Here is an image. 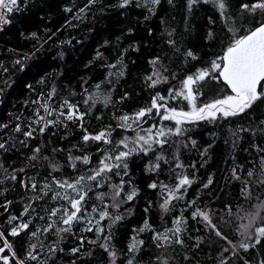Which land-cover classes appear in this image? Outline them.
Listing matches in <instances>:
<instances>
[{"label":"trees","instance_id":"trees-1","mask_svg":"<svg viewBox=\"0 0 264 264\" xmlns=\"http://www.w3.org/2000/svg\"><path fill=\"white\" fill-rule=\"evenodd\" d=\"M224 2L222 15L213 0H198L191 7L189 0H160L156 5L151 0H132L126 7H121L122 0H97L84 12L80 9L87 0H23L19 11L8 15L11 22L0 28V124L8 125L0 128V143L7 148L0 149V248L4 249L0 256L9 257V264L20 260L24 264L264 262V237L247 251L240 247L254 242L241 235L240 225L256 216L249 231L264 226V99L236 116L184 124L183 134L168 136L163 147L154 145L147 153H133L125 161L126 169L106 173L102 187L88 182V212L72 224L70 232L57 233L59 224L43 230L57 220L49 218L50 210L66 206L61 197L71 193L57 187L55 180L73 182L90 175L88 170L96 168L105 155L102 150L112 149L121 139L134 138L140 127L146 129L160 121L159 116L146 117L147 123L141 121L138 127L130 120L133 131L118 127V117L134 116L150 106L157 93L167 97L170 90H179L187 76L209 69L236 35L264 22L259 10L253 15L241 7L254 0ZM189 51L195 58L187 55ZM18 59L23 66L15 63ZM153 73L167 80L150 87L147 77ZM193 91L198 106L231 94L213 78L199 81ZM89 95L98 98L91 107L84 104ZM64 100L77 103L81 112L87 109L82 122L59 116V111H66L59 108ZM40 104L58 109L47 116L58 122L43 133L34 123L37 111L46 115ZM167 104L178 110L190 107L182 99L169 98ZM160 123L173 127L171 122ZM17 124L20 132L15 131ZM29 124L36 129L31 138L23 135L31 130ZM84 129L92 135L110 129L113 144L84 142ZM36 148L39 153H34ZM34 154L37 158L30 159ZM78 156H88L90 163L75 160ZM53 165L59 170H53ZM248 172L253 175L249 177ZM185 176L191 185L180 189L177 195L183 194V198L171 200L166 211L161 207L167 196L164 186L174 189ZM32 183L37 184L36 189L31 188ZM153 183L155 189L150 187ZM113 185L121 186L119 196L114 195ZM133 190L136 195L129 201L126 194ZM56 192L61 197L53 198ZM100 193H104L102 200L97 198ZM105 205L109 217L97 225L92 208ZM196 209L207 211L215 228L202 217L194 218ZM177 220L181 231L174 235ZM22 222L29 227L11 235L12 228ZM98 227L103 231L98 232ZM158 233H166L172 242L158 241ZM176 235L183 244L174 242ZM5 244L11 245V251ZM30 251L36 260L29 257ZM0 264H4L2 259Z\"/></svg>","mask_w":264,"mask_h":264},{"label":"snow or ice","instance_id":"snow-or-ice-1","mask_svg":"<svg viewBox=\"0 0 264 264\" xmlns=\"http://www.w3.org/2000/svg\"><path fill=\"white\" fill-rule=\"evenodd\" d=\"M97 0H87L84 8L80 9V12H84L85 8L90 7L95 4ZM132 0H122L121 7H126L130 4ZM153 5L159 4L160 0H151ZM172 0H169L171 3ZM198 2V0H189V7L193 3ZM23 0H0V28L2 26L9 24L11 21L8 19V15L13 11H19V8ZM218 6L221 14L223 15L226 11V4L224 0H213ZM242 9L247 10L250 14H255L257 10H259L262 14H264V0H254V2L249 4H243ZM67 11H71V9H66ZM231 32L232 29H229ZM35 36V34H32ZM188 56L193 57V53L189 51L187 53ZM27 57H24L26 59ZM16 64L22 65V60L18 59L15 61ZM153 64L157 63V60L152 61ZM3 65L0 64V68ZM6 72L7 69L5 68ZM156 76V79L153 77ZM207 78H213L216 80H220L228 89H230L231 94H224L219 98H216L210 102L203 103L202 105H197V94L193 91V85L197 84L199 81H203ZM147 80L150 81V87H155L158 83L167 80V77L161 78L157 73H153L152 75L147 77ZM41 83L43 80L40 81ZM31 87V85H28ZM99 87V86H97ZM49 94V98L51 95ZM171 99H182L184 101L189 102V110L185 111L183 109H177L175 107H169L167 104V100ZM98 99V98H96ZM96 99H94L91 95H89L85 100L84 104L89 105V107L93 106L96 103ZM264 99V22L258 23L255 27L246 30L243 35H236L235 38L231 40V43L224 50L222 56L218 57L217 60L213 61L209 69H201L195 76H187L186 79L182 82V87L179 90H170L167 97L160 95L159 93L153 97L150 106L147 108L141 109L139 112L135 113L134 116L122 115L118 117L121 123L118 125L120 128L132 129V125L129 124L131 120L133 124H136L140 127V122L143 121L147 123L146 117L151 118L154 116H159L160 121H167L173 124V127H167L166 125L157 121L148 126V128L140 127V132L144 134H140V132H136L134 138L125 137L118 141L116 144H113L111 140V130L106 129L102 130L97 134H88L87 129H84L85 135H83L82 139L84 142H88L89 140L94 142H103L104 144H113L112 149L102 150L105 151V155L100 159L99 164L94 169H89L88 171L91 173L90 175L79 176L75 181L69 182L67 180H55V184L57 187L61 189H70L71 193H65L63 197L59 192L55 193L53 198L61 197L62 199L67 201V205H61L60 207L53 208L49 212V218L56 217L57 220H53L52 223L48 224L43 230L45 232L53 229L54 226L59 224V227H56V232H70L72 224L74 222H80L84 219L85 213L88 212V208L86 206V198L88 196V192L91 191V184L88 182H95L96 187H102V182L106 178V173L113 172V169H119L121 167L127 168V164L125 161L127 158L136 153L138 151H142L147 153L148 151L153 149V146L163 147L166 144L167 137L170 135H182L184 132V128L182 127L184 124L189 123H197L200 121H209L213 122L218 118H228L231 116H236L241 113H244L248 109H250L253 104L258 101ZM89 101H92V104H89ZM107 103V99L105 100ZM40 108L46 115H41L40 111L35 113L36 119L34 121L35 124L40 125L39 131L43 133L45 129L49 126L55 125L58 121L56 119H48L47 116H52L54 113L58 111L57 108L49 107L48 104H40ZM60 109H65L66 111H59V116L64 117L66 121H83L85 115L87 114V109L85 112L80 111V107L77 103L70 102L68 100H64L60 105ZM19 119V117H17ZM83 127V124L80 125ZM7 124H0V128H7ZM31 130L24 131L23 135L25 137L31 138L33 137V133L36 131L35 128L31 127V124L28 125ZM16 132L21 131V126L19 124L15 127ZM195 144V141H192ZM129 144L132 147H129ZM123 148L125 150L117 151V149ZM0 149L7 150L5 143H0ZM40 149H34V153H39ZM37 157L34 154L30 159L35 160ZM75 160L82 161L83 164L88 165L90 163V158L88 156L83 157H75ZM159 165H156L158 167ZM75 167V164L72 165ZM177 167H183L181 164H177ZM53 170L58 171V167L53 165ZM19 171H23L20 169ZM119 175L120 173H115ZM235 174V170H234ZM249 177L253 175L252 172H248ZM239 179V176L236 177ZM12 180L16 179L15 175L11 176ZM264 182V181H261ZM192 181L188 177H182L179 180L178 185L174 189H168L167 186H164L167 190V196L164 199L163 204L161 205L166 211L168 209V205L173 199H182L183 194L177 195L180 192V189L184 186H190ZM211 183V180H209ZM32 189L37 188L36 183H32ZM114 195L119 196L122 191L121 186L113 185ZM151 188L155 189L157 184L153 183L150 185ZM207 187V185H205ZM45 188L51 190L50 185H45ZM87 189V190H85ZM245 191H247V185L245 186ZM47 194V193H45ZM136 195L135 190L131 193L126 194L127 200H132ZM104 193H100L98 195V199L102 200ZM8 203H11L9 201ZM115 206V205H114ZM31 205L25 208V214L28 213ZM92 212L96 213L98 218L94 217L95 223L100 225L101 222L109 217V213L107 211V205L104 206L103 209H98L96 207L92 208ZM196 216L202 217L204 221H206L212 228H215V225L212 224L209 213L204 210L196 209L193 212V217ZM42 218V217H41ZM17 217H12V220H17ZM116 220H119L120 217H115ZM256 216H252L248 219L246 224L240 225V228L243 229L241 235H244L249 240L254 238V242L252 244L249 243H241L240 247L247 251L249 247L255 246V244H259L262 237H264V226L255 227L254 231H249V229L253 228L255 223ZM89 224L92 223V220L88 221ZM181 221L177 220V227L175 228V234L180 233L181 228L179 227ZM29 224L27 222H22L17 224L11 230V235H18L21 230L27 229ZM145 228H148L149 225L145 222ZM91 231V228L87 229ZM143 230V229H141ZM98 232H102L103 228H97ZM217 235H221L219 231L216 233ZM32 235H36V233H32ZM0 237H3V233L0 232ZM155 239L158 241L163 240L166 242H172V238L165 234H156ZM226 239V238H225ZM175 243L183 244V241L179 238L178 235L175 236ZM142 243V242H141ZM231 243V242H229ZM163 246V245H160ZM11 251V245L5 244ZM33 249L35 245L32 246ZM132 250L136 249L135 245L131 246ZM3 248H0V252H3ZM54 250V249H52ZM73 251H79V249H73ZM227 251V249H225ZM29 257L33 260L37 259V256L34 255L31 251L29 252ZM115 256V253H112ZM15 252H12V258H15ZM0 259L4 261V264H9V257L0 256ZM18 264H24V261H18ZM131 264V261H129ZM166 264V262H165ZM222 264H226V262H222ZM264 264V262H262Z\"/></svg>","mask_w":264,"mask_h":264},{"label":"built area","instance_id":"built-area-1","mask_svg":"<svg viewBox=\"0 0 264 264\" xmlns=\"http://www.w3.org/2000/svg\"><path fill=\"white\" fill-rule=\"evenodd\" d=\"M0 232H2V231L0 230Z\"/></svg>","mask_w":264,"mask_h":264},{"label":"rangeland","instance_id":"rangeland-1","mask_svg":"<svg viewBox=\"0 0 264 264\" xmlns=\"http://www.w3.org/2000/svg\"><path fill=\"white\" fill-rule=\"evenodd\" d=\"M185 111H187V109Z\"/></svg>","mask_w":264,"mask_h":264}]
</instances>
